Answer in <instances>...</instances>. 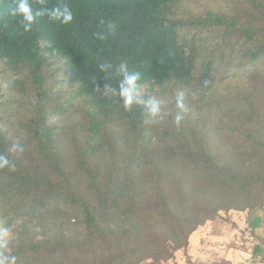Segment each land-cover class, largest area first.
I'll use <instances>...</instances> for the list:
<instances>
[{
    "label": "trees",
    "instance_id": "obj_1",
    "mask_svg": "<svg viewBox=\"0 0 264 264\" xmlns=\"http://www.w3.org/2000/svg\"><path fill=\"white\" fill-rule=\"evenodd\" d=\"M184 1L29 0L34 10L66 4L73 20L45 15L25 32L8 14L13 0H0V64L15 76L9 94H33L25 120L0 98V155L15 166L0 169V232L19 222L26 237L0 245V264H162L220 213L264 208V0L200 15L185 14ZM121 63L140 73V102L129 109L112 94ZM55 64L76 89L53 105ZM147 93L172 101L166 126L149 115ZM177 93L186 109L179 125ZM73 100L87 109L66 133L53 118ZM6 113L20 126L13 122L14 135ZM213 113L226 119L233 152L228 141L211 148L222 131L212 129ZM54 214L58 230L37 241L49 233L34 229Z\"/></svg>",
    "mask_w": 264,
    "mask_h": 264
},
{
    "label": "rangeland",
    "instance_id": "obj_2",
    "mask_svg": "<svg viewBox=\"0 0 264 264\" xmlns=\"http://www.w3.org/2000/svg\"><path fill=\"white\" fill-rule=\"evenodd\" d=\"M236 0H185L183 3V9H184V13H192L195 15H200L202 13H205L206 11H221V10H230L232 9L236 4H235ZM4 66H2L0 64V98L1 101H11V104L13 107H16L15 110L20 112L19 115H17L20 119L25 120L27 116L32 115L30 112L28 111H33L32 106L30 105V103H32V99H33V94L28 91L24 94H14L12 95L11 93L9 94L10 91V83L12 82V80L15 79V76L11 75V73L4 72L3 71ZM58 71V66L55 64L53 66H51L48 69V75H49V83L50 85H54L55 84V89L53 90V93L51 95V103L54 105L55 103H63L64 101L71 99L72 98V94L74 93L75 89H76V84L69 78L68 74L64 71L62 72H57ZM57 72L56 77L54 75V73ZM58 81H62L61 83H59ZM58 82V84H56ZM147 96L150 97V102L152 100H155L156 102H158L160 104V117L162 118L161 120H158V126L160 127H164L167 125L168 123V116H170L172 114L171 112V107H172V101L167 97V96H163V95H158V94H153V93H147ZM82 100H73L72 101V105L73 107H71L70 109H68L66 111L65 115H62L61 118L57 119L53 118V122L55 125H64L66 126V133H69V129L70 126L72 125V123L77 122L79 119H81L82 121H84L85 118V113H86V107L84 105H82ZM9 105V103H8ZM10 105L7 108L6 111H10ZM70 107V106H69ZM214 115L211 116L212 119V129H220L222 131L219 132V137L217 140H214L211 142V148H216L220 145H223V143L225 141H228L227 143V152H233L235 150V145H233V143L229 142L228 139V133H225L223 130L226 129L223 126V123L228 124L226 119L223 121L220 120L219 117L215 116V113H213ZM13 115H10V113H6L5 115H1V117H5L3 120L6 123L7 126V131L8 132H14L12 135L16 134L17 132V128L13 129V131H11V125L13 124V122L15 121L18 125V121L15 120L14 117H12ZM18 128H20V126L18 125ZM224 146V145H223ZM226 149V148H225ZM224 149V150H225ZM223 150V151H224ZM247 212H240V211H229L227 213H220V216L218 218H215L214 220L211 221H207V222H213L216 221L218 224L222 225V226H226V227H233L232 225H234V223L232 222L235 221L234 219H238V221H241L240 218H242V221L245 219V214ZM241 214V215H240ZM233 215H235V218H233ZM73 217V216H72ZM62 221L61 218L59 216H57V214L52 215L51 217H48L45 219V225L46 228L45 230H41L40 228H36L34 229L35 232L37 233H42V231L46 232L48 234V236H38V238L36 239L37 241H42L43 239H45V237H50L51 234H53L55 230L57 229V226L54 225L55 223H58ZM75 219H71V223H74ZM206 222V223H207ZM203 226V225H202ZM21 227V224L19 222L14 223L9 229L0 232V245L5 243L8 244L9 243H18L20 242V239H26V237L22 236L19 232ZM201 227V226H200ZM199 228V227H198ZM197 228V229H198ZM76 228H72V230H74ZM196 229V230H197ZM51 230V231H50ZM195 230V231H196ZM77 232H79L80 234L84 233V230L82 228L76 229ZM244 233L241 235H236L234 237V239H232V241L230 242V244H228V248H233L236 250H242L245 252H250V250L253 248V245L256 243L254 241H246L245 237H244ZM31 238V237H30ZM237 244H235V242ZM234 242V244H233ZM244 242V243H243ZM182 252H185V249L179 250ZM9 252V250H8ZM177 252V251H176ZM173 253L172 257L168 258L167 260L162 261V264H168L169 261L175 259V253ZM58 257V256H56ZM57 259V258H54ZM214 259V258H213ZM18 263L16 264H22L23 261H17ZM196 263H191L189 262V264H198V261H195ZM201 262V261H200ZM142 264H146L145 262H143ZM203 264V263H200ZM207 264H230L227 262H224L223 260H217V258L213 261L210 262L208 261Z\"/></svg>",
    "mask_w": 264,
    "mask_h": 264
},
{
    "label": "crops",
    "instance_id": "obj_3",
    "mask_svg": "<svg viewBox=\"0 0 264 264\" xmlns=\"http://www.w3.org/2000/svg\"><path fill=\"white\" fill-rule=\"evenodd\" d=\"M245 216L243 221L242 218L238 222V219L232 220L235 222L233 227L222 226L216 221L205 223L189 236L185 252L177 251L175 259L168 264H189L195 261L207 264L216 258L230 264H264V208L247 212ZM243 233L246 241L256 242L250 252L228 248L232 239Z\"/></svg>",
    "mask_w": 264,
    "mask_h": 264
},
{
    "label": "clouds",
    "instance_id": "obj_4",
    "mask_svg": "<svg viewBox=\"0 0 264 264\" xmlns=\"http://www.w3.org/2000/svg\"><path fill=\"white\" fill-rule=\"evenodd\" d=\"M12 7L9 8L8 14L12 18H18V22L20 26L23 28L25 32H29L33 29V26L37 22V19L40 17H44L47 15L50 21L57 22L61 25H67L73 20L72 10L68 5L64 4L61 6H53L51 8L42 7L38 9H33L29 0H13ZM109 31H115L116 25L110 23L108 25ZM93 36L97 39L103 40L105 36L100 32L93 33ZM99 68L103 72H108L112 65L110 63H101ZM116 76H122L123 78L119 80V90L117 93L116 88H112V94L118 95L123 103L125 109H129L135 103H139V87L137 81L140 80L139 72H130L128 71L125 64L121 63L115 71ZM110 87V85L106 84V88ZM183 93H177V102L176 107L179 110V113L175 117V121L177 125L184 118L183 114L186 113ZM160 104L155 100H152L149 104L148 113L152 117L153 121L161 120L160 117ZM18 145L13 146V150L16 149ZM23 151V148L20 149ZM9 162L7 158L0 155V169L8 168ZM9 169V168H8ZM9 170L14 171L15 166L13 165Z\"/></svg>",
    "mask_w": 264,
    "mask_h": 264
},
{
    "label": "built area",
    "instance_id": "obj_5",
    "mask_svg": "<svg viewBox=\"0 0 264 264\" xmlns=\"http://www.w3.org/2000/svg\"><path fill=\"white\" fill-rule=\"evenodd\" d=\"M235 244H237V243L235 242Z\"/></svg>",
    "mask_w": 264,
    "mask_h": 264
}]
</instances>
